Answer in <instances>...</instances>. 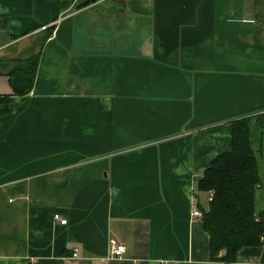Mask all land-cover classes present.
Segmentation results:
<instances>
[{
	"label": "crops",
	"instance_id": "1",
	"mask_svg": "<svg viewBox=\"0 0 264 264\" xmlns=\"http://www.w3.org/2000/svg\"><path fill=\"white\" fill-rule=\"evenodd\" d=\"M2 95L0 264H264L210 259L190 214L241 117L264 211V0H0Z\"/></svg>",
	"mask_w": 264,
	"mask_h": 264
},
{
	"label": "trees",
	"instance_id": "2",
	"mask_svg": "<svg viewBox=\"0 0 264 264\" xmlns=\"http://www.w3.org/2000/svg\"><path fill=\"white\" fill-rule=\"evenodd\" d=\"M33 66L10 74L11 94L30 87ZM11 99L0 96V115ZM248 117L232 121L230 149L220 152L202 169L197 188L210 192L200 220L208 236L210 259L226 263L236 259L242 246L258 245L264 239V211L255 209L254 196L260 184L257 156L252 148ZM222 251L221 253H219Z\"/></svg>",
	"mask_w": 264,
	"mask_h": 264
},
{
	"label": "built area",
	"instance_id": "3",
	"mask_svg": "<svg viewBox=\"0 0 264 264\" xmlns=\"http://www.w3.org/2000/svg\"><path fill=\"white\" fill-rule=\"evenodd\" d=\"M190 214L192 216L199 217L201 215V210L196 205H193L191 207ZM52 218L54 220H58V222L61 223V224L65 223V218L59 216L58 213H53L52 214ZM123 252H124V245L121 242H118L114 238H109L108 239V253H107V256H109V257L120 256V255L123 254ZM71 257L72 258L77 257L75 251H73L71 253ZM28 264H35V261L33 260V258H31L29 260ZM129 264H136V263L133 260H131ZM156 264H171V263L168 260H158L156 262Z\"/></svg>",
	"mask_w": 264,
	"mask_h": 264
}]
</instances>
